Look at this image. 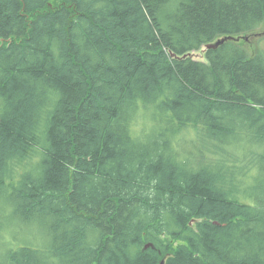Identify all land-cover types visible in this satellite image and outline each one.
<instances>
[{
  "label": "trees",
  "instance_id": "1",
  "mask_svg": "<svg viewBox=\"0 0 264 264\" xmlns=\"http://www.w3.org/2000/svg\"><path fill=\"white\" fill-rule=\"evenodd\" d=\"M243 36L264 0H0V264H264Z\"/></svg>",
  "mask_w": 264,
  "mask_h": 264
},
{
  "label": "rangeland",
  "instance_id": "2",
  "mask_svg": "<svg viewBox=\"0 0 264 264\" xmlns=\"http://www.w3.org/2000/svg\"><path fill=\"white\" fill-rule=\"evenodd\" d=\"M53 4H55V3H53ZM258 33L260 34L261 32H258ZM255 37L258 38L257 36H255ZM250 40H249L250 43L247 44V46H248L247 48L249 50H251L252 48L253 49H256L257 48V51L264 52V38H262V39L259 38V42H257V41L255 42L252 39V37L250 38ZM193 55L195 56V59L203 60V53H202V51H196V52L193 53ZM193 147L194 146H192V147L191 146H186L185 147V151H191L193 149ZM162 261H164V260H162Z\"/></svg>",
  "mask_w": 264,
  "mask_h": 264
},
{
  "label": "water",
  "instance_id": "3",
  "mask_svg": "<svg viewBox=\"0 0 264 264\" xmlns=\"http://www.w3.org/2000/svg\"><path fill=\"white\" fill-rule=\"evenodd\" d=\"M259 33H257L256 35H258ZM260 35V34H259ZM242 39H244V40H249V37H242ZM226 40H233V41H239L240 40V37L239 38H235V37H223V38H219V39H217V40H215V41H213V42H211V43H208V44H206L205 45V47L203 48V51H202V53L204 52V50H206V49H211V48H216V47H218L220 44H222L224 41H226ZM251 41V40H250ZM193 53L194 52H191V53H189L188 55L189 56H193V58H195V56L193 55ZM188 55H186V56H188ZM161 264H163V261H161Z\"/></svg>",
  "mask_w": 264,
  "mask_h": 264
}]
</instances>
